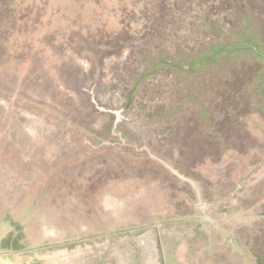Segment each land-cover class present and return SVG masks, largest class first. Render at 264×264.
Wrapping results in <instances>:
<instances>
[{"label":"rangeland","instance_id":"obj_1","mask_svg":"<svg viewBox=\"0 0 264 264\" xmlns=\"http://www.w3.org/2000/svg\"><path fill=\"white\" fill-rule=\"evenodd\" d=\"M264 0H0V253L264 264Z\"/></svg>","mask_w":264,"mask_h":264},{"label":"trees","instance_id":"obj_2","mask_svg":"<svg viewBox=\"0 0 264 264\" xmlns=\"http://www.w3.org/2000/svg\"><path fill=\"white\" fill-rule=\"evenodd\" d=\"M247 49L249 52L255 54L256 58L260 59L264 63V53L258 50V46H256L255 41H252V39H247V41H237L232 46L216 44L210 46L206 52H202L201 54L190 58L179 57L174 59L166 57L154 60L151 62V68L144 70L134 81L128 97L130 98V96L134 94L143 81L155 75L157 68L160 65L181 73L191 74L197 69L208 68L217 62L221 56H233V54L239 50L242 51ZM262 84L264 85V79Z\"/></svg>","mask_w":264,"mask_h":264},{"label":"crops","instance_id":"obj_3","mask_svg":"<svg viewBox=\"0 0 264 264\" xmlns=\"http://www.w3.org/2000/svg\"><path fill=\"white\" fill-rule=\"evenodd\" d=\"M1 255H2V253H0V264H12L10 262L11 260L8 261V259L7 260L3 259V257Z\"/></svg>","mask_w":264,"mask_h":264}]
</instances>
